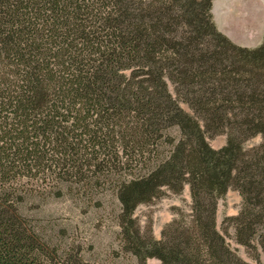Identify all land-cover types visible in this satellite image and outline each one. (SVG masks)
I'll list each match as a JSON object with an SVG mask.
<instances>
[{
  "label": "rangeland",
  "instance_id": "rangeland-1",
  "mask_svg": "<svg viewBox=\"0 0 264 264\" xmlns=\"http://www.w3.org/2000/svg\"><path fill=\"white\" fill-rule=\"evenodd\" d=\"M181 1L171 4L178 12L170 19L176 27L163 37L169 48L156 61L146 58L151 52L142 44L161 41L163 31L131 34L130 23L150 19L112 20L111 3L97 4L96 15L82 24L87 28L74 25L73 17L55 25L54 17L38 16L35 7H0V53L8 58H0L2 106L23 103L64 116L91 111L93 119L112 124L122 149L145 102L169 94L178 118L187 119L185 130L178 119L159 127L156 149L146 156L148 170L123 174L84 143L62 147L39 139L23 149L22 138L10 139L0 129V155L14 161L3 167L0 160V218L31 243L23 253L0 256V264H166L168 248L185 252L199 240L208 255L194 259L224 256L236 264H264V113L239 102L220 110L216 121L191 106L197 96L218 104L233 87L254 97L264 94V0H211L201 20L184 13ZM160 62L156 76L151 66ZM255 63L261 68L250 70ZM200 67L210 71L209 79ZM187 136L190 150L196 138L214 153L231 148L228 183L209 206L197 197L204 168L192 158L180 159ZM172 160L175 165H167ZM169 168L179 172L176 182ZM161 171L166 173L153 183L152 195L130 205L121 200L127 185ZM245 222L255 227L250 238L241 237Z\"/></svg>",
  "mask_w": 264,
  "mask_h": 264
},
{
  "label": "trees",
  "instance_id": "trees-1",
  "mask_svg": "<svg viewBox=\"0 0 264 264\" xmlns=\"http://www.w3.org/2000/svg\"><path fill=\"white\" fill-rule=\"evenodd\" d=\"M178 0H0V7H6L5 4L12 6L21 5L24 10H31L35 7L36 11H39L38 16L52 19L54 17V24L58 25L61 21H67L68 18L73 17L76 22L73 24L81 23L82 28H87L85 24L88 18H92L96 14L97 4L108 5L113 4L112 10L108 18L114 20L118 17L127 18L132 21L147 20V23L135 24L130 23V33L136 34L141 30L149 32L150 28H159L163 31L164 36L160 37L161 41L150 39L148 44L143 42V47L148 48V52H151V57H146L156 61V57H161L162 54L167 51L169 47L166 36L171 30L176 27V24H171L170 19H175L178 12L171 7L172 3ZM211 0H182L187 15H191V19H204L207 16V7ZM96 5V6H95ZM194 5V6H193ZM11 9V8H10ZM19 12L15 9L14 13ZM100 17H102L99 14ZM58 21V22H56ZM60 21V22H59ZM206 25L207 22L204 21ZM200 28V27H198ZM114 29H116L114 27ZM127 31V30H126ZM124 31L123 33H125ZM127 33V32H126ZM166 33V34H165ZM58 35H61L60 33ZM165 37L166 39H164ZM134 47H129V50H133ZM226 50V48H220L217 51ZM3 52L0 53V58H7ZM8 59V58H7ZM157 59V58H156ZM169 59V57H168ZM147 61V60H144ZM163 61V60H162ZM256 64V63H255ZM260 64H252L250 70L259 69ZM162 62L155 63L151 66L154 74L158 76L161 73ZM200 74L205 79L211 77L209 70L200 67ZM97 95V94H96ZM258 95V94H257ZM217 102H219L217 100ZM242 103L247 108L254 112L264 113V94L258 96H252L247 91H238L233 87L230 90V94L223 98L222 102L218 104H210L203 96H197L191 99V106L194 110L205 116L214 117L216 121L221 116L219 111L222 109L233 110L235 103ZM216 103V101H215ZM33 106V105H32ZM138 113L133 121V133L129 139L128 145L125 149L119 146V139L115 136L111 123L103 121L101 118L93 119L91 111L81 112L76 110L75 112L64 116L60 112L48 111L46 113H40L35 108L30 107L27 104L18 103L2 106L0 104V129H2L6 136L10 139L22 138L23 149H26L27 143H35L41 139L44 142L56 143L62 147H72L73 143H84L86 150L93 151L98 158L107 164L117 174H123L129 169L142 168V170H148L150 164L147 163L146 156L154 153L156 149V137L159 127L164 124L176 121L180 122L182 129L185 130V120L178 118L179 108L174 100H172L169 94H166L161 100L148 101L139 106ZM185 154L180 157L181 160L192 158L196 164L202 166L203 172L198 177V181L201 183V189L197 194L198 203L202 206H209L210 198L215 193H221L224 191L227 183V170L231 163V148L229 151H225L221 154L214 153L206 147H202L198 143L191 150L188 148L186 142L192 139V136L185 138ZM101 156V157H100ZM194 156V157H192ZM12 156L4 154L0 155V160L4 163L3 167L13 165L14 161H11ZM11 159V160H10ZM175 161V160H174ZM172 160L169 166H174L175 163ZM174 163V164H173ZM164 170V169H163ZM166 172L155 173L152 177L147 179L146 182L138 183L132 182L125 187L126 193L121 198L122 201L130 205L131 202L141 195H152L153 183H157L161 175ZM171 178L176 182L179 178L176 176L177 170L173 172L169 168ZM141 177V174L138 175ZM136 177L134 179H138ZM253 222H245L242 226L241 237L250 238L251 235L256 233ZM205 231L209 232L210 226L208 220H206ZM9 229V230H7ZM9 227V222L3 216L0 218V256H15L16 253L22 252V250H28L31 247V243L27 236L20 237V234H14ZM248 231L251 233L249 234ZM192 232V231H191ZM249 235V236H248ZM24 237V239H23ZM192 247V248H191ZM194 247V248H193ZM204 242L199 240L196 245L190 246L185 252L179 251V248H168V256H165L164 260L166 264H236L234 261H228L224 256L220 258H211L197 260L190 256H202L206 255L207 251L202 250ZM181 253L184 257H177ZM202 254V255H201ZM38 263L40 264L39 260Z\"/></svg>",
  "mask_w": 264,
  "mask_h": 264
}]
</instances>
